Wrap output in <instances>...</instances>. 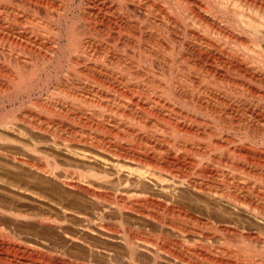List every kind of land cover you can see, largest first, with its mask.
<instances>
[{
  "label": "bare ground",
  "instance_id": "obj_1",
  "mask_svg": "<svg viewBox=\"0 0 264 264\" xmlns=\"http://www.w3.org/2000/svg\"><path fill=\"white\" fill-rule=\"evenodd\" d=\"M0 177L63 247L264 264V0H0Z\"/></svg>",
  "mask_w": 264,
  "mask_h": 264
},
{
  "label": "rangeland",
  "instance_id": "obj_2",
  "mask_svg": "<svg viewBox=\"0 0 264 264\" xmlns=\"http://www.w3.org/2000/svg\"><path fill=\"white\" fill-rule=\"evenodd\" d=\"M0 179H2V180H4V178L3 177H0ZM6 180V179H5ZM1 182V181H0ZM4 183L3 182H1V184H0V264H46V263H42V262H37L36 260L37 259H35V258H37V256L35 257L34 255H31V257H29V256H24L23 255V252L21 251V250H19V247H21V246H19V244L21 245V243L23 244V243H30V244H39L40 242H39V240L38 239H40L41 237V239L43 240V241H45L46 242V240H47V243L48 242H51V243H53V242H56V243H58V245L60 246V248H62L63 247V245L62 244H64L63 242H62V238L60 237V238H58V237H56V236H54V234L52 233V232H50V231H47V229H45L46 230V232L44 233L41 229H39V227H37V226H35L34 224H32V223H30L29 224V222H26V224H29V226L28 225H26L25 224V222L24 221H22V220H17L16 218H13V219H11L10 218V214H8V211L9 212H11V211H13L14 212V210H16L15 208H18V207H15L16 206V204L14 203V200H15V202L16 201H19L20 200V197L16 194V193H12V191H10L11 189H10V187H8L7 185H3ZM2 186V187H1ZM8 188H9V190H8ZM13 194H14V196H13ZM18 196V197H17ZM17 197V198H16ZM8 198V199H7ZM6 199V200H5ZM14 199V200H13ZM3 200V201H2ZM8 200V201H7ZM13 200V201H12ZM7 201V202H6ZM25 201V200H24ZM27 201H30V200H27ZM25 203H27L26 201H25ZM28 203H30V202H28ZM13 204V205H12ZM12 205V206H11ZM7 207V208H6ZM11 208H12V210H11ZM7 209V210H6ZM2 210H3V212L5 213V211H7L5 214H8L9 216H8V218H4L5 216H7V215H5L4 213H3V215H1L2 214ZM5 210V211H4ZM5 215V216H4ZM12 217V216H11ZM10 218V219H9ZM13 222H12V221ZM20 224V225H19ZM25 226H28V227H25ZM37 227V230H36V228L35 227ZM25 227V228H24ZM31 227V228H30ZM29 228V229H28ZM20 230V231H19ZM39 231H41V232H43V233H41V232H39ZM10 232V233H9ZM49 232V233H48ZM22 233V234H21ZM31 233V234H30ZM52 233V234H51ZM44 234V235H43ZM83 234V233H82ZM27 235V236H26ZM34 235V236H33ZM43 235V236H42ZM84 235V234H83ZM3 236V237H2ZM24 238H23V237ZM29 236V237H28ZM41 236V237H40ZM52 236H53V238H52ZM12 237V239L10 240V239H8L7 240V238H11ZM15 237V238H14ZM38 237V238H37ZM21 238V239H20ZM52 238V239H51ZM85 238H87V241H89L90 243H91V241H92V243L93 242H98V243H103V244H105L104 246L106 247V248H108L109 247V253H104L103 254V252L101 251V252H92V254H89L86 250H85V246H83V245H81V244H75V243H73L72 241H67L66 243V245L67 246H64L63 248H68L67 250H70L69 251V255H70V253H71V257H73V259H75V260H79V261H81L82 263H86V264H88V263H90L91 262V264L93 263V264H127L126 263V261L124 260V258L123 257H125L124 256V253H123V250L120 248V247H118L117 245H120V244H115V243H112V242H110V241H108V240H104V238L103 237H101V238H99L98 236L96 237V236H91V235H85ZM103 238V239H102ZM8 242L9 241V243H5L6 241ZM25 240H27L26 242H25ZM50 240V241H49ZM54 240V241H53ZM3 241V242H2ZM10 241H12L11 242V244H10ZM103 241V242H102ZM1 242H2V244H1ZM17 242V243H16ZM38 242V243H37ZM5 243V244H4ZM16 243V244H15ZM4 244V245H3ZM10 244V245H9ZM12 245V246H11ZM17 247H16V246ZM78 245V246H77ZM81 245V246H80ZM19 246V247H18ZM114 246V247H113ZM117 246V247H116ZM10 247V248H9ZM78 247V248H77ZM17 248V249H16ZM48 248L49 247H46V250L48 251ZM84 248V249H83ZM4 249V250H3ZM83 249V250H82ZM6 250V251H5ZM16 250V251H15ZM17 250H19L20 252H22V253H19V251H17ZM9 252V253H8ZM20 254V256H19V254ZM48 253H50V251H48ZM23 255V257L21 258V256ZM110 254V255H109ZM18 255V256H17ZM87 255V256H86ZM109 255V256H108ZM14 256V257H13ZM34 257V259H33V257ZM27 258V259H26ZM29 258V259H28ZM30 258H31V260H30ZM95 258V259H94ZM109 259L110 260V263H108L109 261L107 260V259ZM2 259V260H1ZM25 261H24V260ZM91 259V260H90ZM29 260V261H28ZM88 260H90V262L88 261ZM95 260V261H94ZM105 260V261H104ZM121 260H123V261H121ZM35 261V262H34ZM22 262H24V263H22ZM28 262V263H27ZM88 262V263H87Z\"/></svg>",
  "mask_w": 264,
  "mask_h": 264
}]
</instances>
